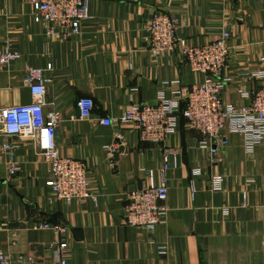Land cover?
Instances as JSON below:
<instances>
[{
    "label": "crops",
    "instance_id": "0c3cea01",
    "mask_svg": "<svg viewBox=\"0 0 264 264\" xmlns=\"http://www.w3.org/2000/svg\"><path fill=\"white\" fill-rule=\"evenodd\" d=\"M30 10L27 0H0V47L10 41L20 52L0 68V107L43 100L46 112L56 110L58 148L83 161L96 201L48 203L46 164L32 138L12 137L21 170L9 177L6 160L0 162V248L14 260L32 255L41 264H59L48 246L59 235L35 226L55 213L57 224L69 228L66 264H264V141L248 153L241 135L230 133L228 144L211 156L181 121L166 141L180 152L166 171L167 210L149 231L126 225L123 207L129 191L159 182L161 150L116 122L131 104L155 103L162 81L191 85L204 78L177 51L151 55L146 25L156 11L175 14L177 37L189 44L229 30L221 98L248 104L251 97L239 90L251 93L264 83L252 76L264 69V0H89L88 18L70 38L46 35ZM25 66L43 69L49 79L44 97L30 93ZM80 96L94 101L89 118H79ZM103 117L112 123H99ZM117 138L124 149L114 168L110 148ZM215 176L222 179L219 188L212 187Z\"/></svg>",
    "mask_w": 264,
    "mask_h": 264
},
{
    "label": "built area",
    "instance_id": "2783aa9c",
    "mask_svg": "<svg viewBox=\"0 0 264 264\" xmlns=\"http://www.w3.org/2000/svg\"><path fill=\"white\" fill-rule=\"evenodd\" d=\"M32 20L42 24L48 36L70 38L81 32L82 22L88 18L89 0H27ZM179 18L170 12L156 11L152 14L146 30L148 50L155 57L169 56L177 51L182 60L194 72L204 74L201 82L180 85L178 80L162 81L156 93V102L134 103L128 106L117 119L120 124L131 125L142 143L158 145L161 150L159 182L142 184L129 191L123 207V220L128 226L152 231L166 213L164 202L168 195L166 171L178 163L179 148L166 144L170 134L178 130L182 121L185 127L199 134L198 146L215 155L228 144L230 133L241 135L246 152L253 153L264 141V83L251 93L248 104L235 105L221 98L225 79L220 77L228 54L230 32L222 29L215 39L203 44H189L177 37ZM20 52L12 42L0 47V68L14 61ZM252 76L264 80V69L252 72ZM23 81L30 93L40 98L46 94L49 81L43 69L25 66ZM174 85V86H173ZM169 90V92H168ZM80 119L91 117L94 101L89 96L76 100ZM43 100L0 107V162L6 160L7 173L12 177L21 170L19 161L13 159L12 137H30L37 153L46 164L44 185L48 187L47 202L70 203L74 200L92 198L91 182L83 161L63 155L56 143V127L60 114L56 110L45 111ZM99 123L110 125L112 120L103 117ZM111 150L113 149L110 148ZM109 149V150H110ZM194 170V174H199ZM222 179L212 178V187L219 188ZM190 191H194V180L189 179ZM245 197V193H243ZM38 228L53 230L59 239L50 243L49 251L55 261L66 264L69 244L66 236L69 228L38 222ZM160 253H165L161 247ZM0 264H41L32 255H20L13 259L0 248Z\"/></svg>",
    "mask_w": 264,
    "mask_h": 264
},
{
    "label": "water",
    "instance_id": "95a60500",
    "mask_svg": "<svg viewBox=\"0 0 264 264\" xmlns=\"http://www.w3.org/2000/svg\"><path fill=\"white\" fill-rule=\"evenodd\" d=\"M114 143L115 144H118V145H117V147H115V148L112 149L110 161L113 163L114 168H116L115 162L118 160V156H119L120 152L123 151L124 147L121 145V141L118 138L115 139ZM46 215H47V219H46V222L47 223H50V224H53V225H56L57 224L56 214L55 213L46 214ZM77 230L78 229H73L72 228L71 229V232L72 233H75V231H77Z\"/></svg>",
    "mask_w": 264,
    "mask_h": 264
},
{
    "label": "trees",
    "instance_id": "16d2710c",
    "mask_svg": "<svg viewBox=\"0 0 264 264\" xmlns=\"http://www.w3.org/2000/svg\"><path fill=\"white\" fill-rule=\"evenodd\" d=\"M181 123V122H180Z\"/></svg>",
    "mask_w": 264,
    "mask_h": 264
}]
</instances>
